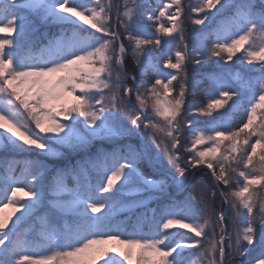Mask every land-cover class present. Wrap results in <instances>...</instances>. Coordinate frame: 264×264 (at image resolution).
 <instances>
[{"label": "snow or ice", "instance_id": "6c2138e0", "mask_svg": "<svg viewBox=\"0 0 264 264\" xmlns=\"http://www.w3.org/2000/svg\"><path fill=\"white\" fill-rule=\"evenodd\" d=\"M189 11L0 0V264H264V0Z\"/></svg>", "mask_w": 264, "mask_h": 264}, {"label": "trees", "instance_id": "16d2710c", "mask_svg": "<svg viewBox=\"0 0 264 264\" xmlns=\"http://www.w3.org/2000/svg\"><path fill=\"white\" fill-rule=\"evenodd\" d=\"M78 2L88 3L89 0H78ZM158 2H159V0H153V3H154V4H156V3H158ZM183 4H184V6H185V12H184V27H185V35H186V39H188L189 42H191V36H192L193 32H194L197 28H201V27H203V26H200V25H193V24L191 23V20H192V19L200 18V17L197 16L196 14L191 13V12L189 11V8H190L191 6H196V5H197V0H183ZM200 15H203V14H200ZM43 32H44V29L41 28L40 31H38V32H36V33L34 34L33 39H36V38H41V39H42V33H43ZM39 42H40V41L37 40V45L39 44ZM127 43H128V42L125 41V45H126V46H127ZM126 67L128 68L129 71H131L132 68H133V62H132L131 51H129V53H128V58H127V60H126ZM152 78H153V77H152L151 75H149V76L146 77V80H147L148 82H151ZM197 99L206 102V94H204V93L199 94V95L197 96ZM240 119H241V115H240V114H237V115L234 117V120H235L236 123H239V122H240ZM93 151H94V150H93ZM18 174H19V171H17V175H18ZM193 174H197V177H198V176H201V175H202V176H205L206 179H208L209 183L211 182L210 179H209V177H208V175H207L206 173H204V172H201V171H198V170H197V171H195ZM193 174H191V175L188 176V179L185 181V184H187V182H188L190 176H192ZM185 196H189L188 190L185 191V192L181 195L180 198L182 199V198L185 197ZM0 198H2V193H0ZM152 207H155V205L153 204ZM9 211H10V210H9ZM189 235H191V234H189ZM187 251H188L189 253L192 254V258L194 259L197 250H196V249H190V250H187Z\"/></svg>", "mask_w": 264, "mask_h": 264}, {"label": "rangeland", "instance_id": "374dc122", "mask_svg": "<svg viewBox=\"0 0 264 264\" xmlns=\"http://www.w3.org/2000/svg\"><path fill=\"white\" fill-rule=\"evenodd\" d=\"M201 179L204 181V184H208V183H209L208 179H206L205 176H202V175H201V176H198V177H197V174H193L192 176H190V178H189L188 181H193V182H195V181H197V180H201ZM186 185H188V182H187ZM187 190H188L189 195H190V194H193V195L196 194V192H194L190 186L187 188ZM202 190H203V185L198 186V188H197L196 191H197V192H202Z\"/></svg>", "mask_w": 264, "mask_h": 264}]
</instances>
